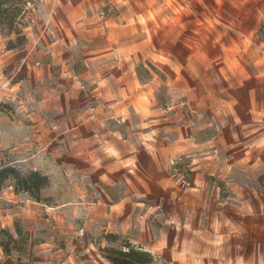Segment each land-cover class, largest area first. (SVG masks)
I'll list each match as a JSON object with an SVG mask.
<instances>
[{
	"label": "crops",
	"instance_id": "1",
	"mask_svg": "<svg viewBox=\"0 0 264 264\" xmlns=\"http://www.w3.org/2000/svg\"><path fill=\"white\" fill-rule=\"evenodd\" d=\"M114 1L40 0L21 56H0L17 61L0 75L16 103L0 110V166L49 179L38 201L21 191V227L41 238L26 263L112 264L101 248L128 241L161 264H264V167L248 163L263 149L230 127L249 109L243 85L231 122L198 137L207 99L186 87L185 50L155 59L135 24L98 14ZM145 61L158 71L141 79Z\"/></svg>",
	"mask_w": 264,
	"mask_h": 264
},
{
	"label": "rangeland",
	"instance_id": "2",
	"mask_svg": "<svg viewBox=\"0 0 264 264\" xmlns=\"http://www.w3.org/2000/svg\"><path fill=\"white\" fill-rule=\"evenodd\" d=\"M39 1L29 0L24 17L26 25L32 22ZM101 7L123 24L129 21L135 24L139 41L145 40L144 47L155 55V59L160 60L163 51L185 50L186 87L207 99V107L202 109L199 119L202 128L197 131L198 137L204 139L216 135L221 123L228 125L231 122L230 111L236 101L232 95L237 94L240 85L244 86L241 100L247 103L248 112L241 117L240 129L239 124H230V127L246 145L263 149L259 157L252 153L248 157L250 170L259 168L260 174L264 167V90L261 87L264 85V0H115ZM16 20L21 22V17ZM10 37L14 38L15 34L0 30V56L8 52L21 56L22 44L7 49ZM145 62L146 65L139 66L141 79H146L150 70L158 71ZM8 63L2 58L0 75L9 74L17 61L11 62L13 65ZM158 74L163 79L162 73ZM188 94L194 95L193 92ZM11 103L14 105L15 102L0 100V110H12L13 113ZM14 166L21 172V166ZM14 183V178L8 177L0 187V241L6 239L2 229L14 233V222L20 226L23 223L21 191H14ZM252 183L256 185L257 182ZM260 184L258 189L264 191V181ZM219 186L220 193L224 194L223 185ZM44 230L45 227L40 229ZM39 239L33 236L25 251L12 250L8 255L0 245V264L11 259L15 260L14 264H18V259L25 263L28 259H38L33 255H39L34 247ZM30 242L34 246H30ZM63 246L65 238H56L53 247ZM156 258V263L161 264V256Z\"/></svg>",
	"mask_w": 264,
	"mask_h": 264
},
{
	"label": "trees",
	"instance_id": "3",
	"mask_svg": "<svg viewBox=\"0 0 264 264\" xmlns=\"http://www.w3.org/2000/svg\"><path fill=\"white\" fill-rule=\"evenodd\" d=\"M29 0H0V30L6 34L14 33L15 37L7 40V49L23 44L27 37L24 32L26 23L24 17ZM21 17V22L16 18ZM152 68H155L149 63ZM178 166V164H177ZM14 178V191H25L35 200H40V190L49 184L48 176L38 170H30L22 174L14 165L3 163L0 166V187L8 178ZM15 233L8 229H2L6 239L0 241L5 254L12 250L25 251L29 240L28 232L23 230L17 221L14 222ZM103 255L112 264H151L155 255L148 250L141 249L126 241L121 247L105 246L101 248ZM18 264H27L18 259Z\"/></svg>",
	"mask_w": 264,
	"mask_h": 264
},
{
	"label": "built area",
	"instance_id": "4",
	"mask_svg": "<svg viewBox=\"0 0 264 264\" xmlns=\"http://www.w3.org/2000/svg\"><path fill=\"white\" fill-rule=\"evenodd\" d=\"M98 14L100 15V16H104L106 13H105V11H104V9L103 8H100L99 10H98ZM83 87H84V85H82ZM178 162V160H171V165H173V168H174V170H175V168H176V163Z\"/></svg>",
	"mask_w": 264,
	"mask_h": 264
}]
</instances>
